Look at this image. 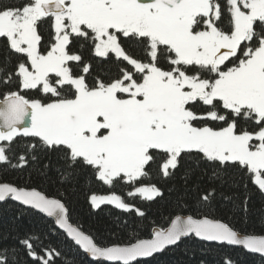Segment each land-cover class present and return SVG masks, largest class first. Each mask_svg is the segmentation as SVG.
Returning <instances> with one entry per match:
<instances>
[{"label": "snow or ice", "instance_id": "snow-or-ice-1", "mask_svg": "<svg viewBox=\"0 0 264 264\" xmlns=\"http://www.w3.org/2000/svg\"><path fill=\"white\" fill-rule=\"evenodd\" d=\"M0 45V174L27 177L0 180V204L54 217L110 264H141L185 238L264 257V236L231 222L246 225L252 196L264 199V0H0ZM153 170L185 213L167 228L101 246L69 223L62 201L77 185L134 184ZM34 175L58 186L56 197L28 187ZM136 195L154 201L164 190ZM89 203L134 210L115 194ZM256 212L264 226V206ZM23 216L0 228V264H56L60 252L46 233L22 229ZM217 264L234 261L222 251Z\"/></svg>", "mask_w": 264, "mask_h": 264}, {"label": "trees", "instance_id": "trees-1", "mask_svg": "<svg viewBox=\"0 0 264 264\" xmlns=\"http://www.w3.org/2000/svg\"><path fill=\"white\" fill-rule=\"evenodd\" d=\"M4 3H18L19 0H3ZM41 35L46 42L49 38L47 24L41 25ZM4 48L0 45V52ZM88 54L85 53V59ZM100 67L104 71L115 72V66L107 61H102ZM98 70V66L93 61V74ZM91 82V78H90ZM25 96H34V92H26ZM3 97L0 96V100ZM21 174L18 171L11 170L0 174V180L9 181L15 184H24L25 179H18ZM172 181L162 182L157 173L153 170L150 177L141 178L133 183H123L116 181L112 186L103 185L100 182H93L90 185L81 183L77 185L74 191H68L63 201L68 209V219L86 234L91 236L98 245L111 246L112 244H123L127 242L128 233L138 230L140 238H148L149 232L153 228H165L170 220L181 213L174 204L176 193H169L168 185ZM177 187L180 186V180H175ZM155 184L164 190V197L156 198L154 201H146L141 196H129V193L135 188ZM28 187H35L48 196L56 197L57 187L50 182H45L37 176H33ZM117 194L121 199L134 206V210L125 212L111 204H102L99 208H92L89 203L91 194ZM264 206V199L259 193L252 196L249 204V216L247 224L239 221V217H234L231 221L237 230L241 233L252 235H264V226L260 223V218L256 210ZM24 211L21 227L22 229H36L38 232L46 233L44 244L51 246L54 251H59L61 258L56 260V264H64L65 261H71L72 264H110L102 260H92L87 257L76 245L73 244L54 223L44 215L18 205L15 202L9 204H0V228L7 229L11 227L13 218ZM135 209L142 210L146 216L141 220ZM139 225L147 227L138 228ZM227 251L234 264H264V257L250 253L235 246H224L223 249L216 246L215 243L199 241L197 239H182L177 246L168 247L164 252L155 254L153 257L143 259L141 264H199L200 260H205L206 264H217L220 261V253Z\"/></svg>", "mask_w": 264, "mask_h": 264}, {"label": "water", "instance_id": "water-1", "mask_svg": "<svg viewBox=\"0 0 264 264\" xmlns=\"http://www.w3.org/2000/svg\"><path fill=\"white\" fill-rule=\"evenodd\" d=\"M38 190V189H37ZM40 191V190H39ZM42 192V191H41ZM43 193V192H42ZM45 194V193H44ZM48 196V195H47ZM49 198H53V196H49ZM26 207V206H25ZM33 210V209H32ZM34 211H36V212H38L37 210H34ZM39 213V212H38ZM41 214V213H40ZM42 215H44V214H42ZM177 215H185V214H177ZM45 216V215H44ZM46 217V216H45ZM175 217V216H174ZM173 217V218H174ZM47 218H49L53 223H54V225H55V227L58 229V230H60L69 240H71L72 242H73V244L74 245H76L75 244V242L70 238V237H68L67 236V233L63 230V229H61V228H59V226L58 225H56L55 224V218L54 217H47ZM172 218V219H173ZM171 219V220H172ZM69 220V219H68ZM171 220H170V222L168 223V225L165 227V228H167L169 225H170V223H171ZM69 223L73 226V227H76V228H78L76 225H74L73 223H71L70 221H69ZM79 230H81L80 228H78ZM82 231V230H81ZM84 232V231H83ZM85 233V232H84ZM86 234V233H85ZM242 234H245V233H242ZM86 235H88V234H86ZM248 235H252V234H248ZM256 236H264V235H256ZM148 238H150V237H148ZM211 243H215V242H211ZM84 254H86L87 255V257L88 258H90V259H92L91 257H90V255L89 254H87V253H85L80 247H79V245H76ZM171 247V246H170ZM235 247H241L242 249H244L242 246H235ZM245 251H247L246 249H244ZM247 252H249V251H247ZM251 253V252H250ZM254 254H257V253H254ZM155 255V254H154ZM257 255H259L260 256V254H257ZM146 259V258H145ZM93 260V259H92ZM103 261V260H102ZM106 262V261H105Z\"/></svg>", "mask_w": 264, "mask_h": 264}, {"label": "rangeland", "instance_id": "rangeland-1", "mask_svg": "<svg viewBox=\"0 0 264 264\" xmlns=\"http://www.w3.org/2000/svg\"><path fill=\"white\" fill-rule=\"evenodd\" d=\"M144 186H147V185H144ZM141 187V186H140ZM112 193H109V194H96V195H111ZM117 195V194H115ZM119 196V195H118Z\"/></svg>", "mask_w": 264, "mask_h": 264}]
</instances>
